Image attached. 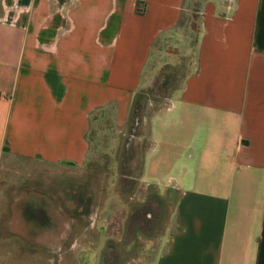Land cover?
Here are the masks:
<instances>
[{"label":"crops","instance_id":"crops-1","mask_svg":"<svg viewBox=\"0 0 264 264\" xmlns=\"http://www.w3.org/2000/svg\"><path fill=\"white\" fill-rule=\"evenodd\" d=\"M195 1L0 0V160L63 170L0 174L12 188L1 202L17 222L11 228L25 229L5 228L6 260L48 261L53 246L58 264L100 260L70 248L106 239L85 236L90 209L75 221L70 199L83 193L108 242L145 246L113 255V264H264V0H198L193 70L170 107L149 114L129 170L107 173L108 185L94 173L65 171L86 164L100 110H112L118 132L128 127L156 45L180 30ZM102 187H112L108 209L98 200ZM166 196L172 209L164 210ZM134 197L155 202L157 218L172 210L155 243L122 237Z\"/></svg>","mask_w":264,"mask_h":264},{"label":"rangeland","instance_id":"rangeland-1","mask_svg":"<svg viewBox=\"0 0 264 264\" xmlns=\"http://www.w3.org/2000/svg\"><path fill=\"white\" fill-rule=\"evenodd\" d=\"M197 2L198 0L190 5L191 12H188L189 14L185 20H182L183 22L181 24L180 30L171 36H163L156 45L154 50V60H151L146 72L150 77V83L140 89L136 95L134 106L130 113L128 127L122 128V130L118 132V128H116L114 121L112 120V110L108 108L100 110L92 122L90 137H94V142L91 144L86 164L84 165L83 169L79 170L70 168L65 171H82L90 174L94 173L97 175L98 179H100L101 185H108L109 182L112 184L114 181H107V173H118L129 170L131 166L130 163L132 155L140 151L141 144L139 142L141 141L139 136L141 131L144 132V130L147 128L146 126L148 124L149 114L152 111L167 107L171 103L170 99H172L175 90L181 85L183 77L193 70L197 55L196 39L198 36L199 20L197 14L192 10L198 9L200 7ZM143 143L146 145L148 142L145 139ZM140 166L141 165L138 162L133 165V168L136 170L135 172H139ZM56 171L63 170L59 167L38 162L23 161L21 159L11 158L9 156L4 160H0V174L5 175H22L25 173L34 172L51 173ZM8 181L9 180L5 181L3 180V177H0V187L1 189H5V196L0 197V264H17L18 262L16 261L6 260L8 258L3 254L5 248L9 247V244L7 245L4 241V238L8 237V235L4 234V231L9 227L11 229H7L9 232L18 230H22V232H24L25 230L21 227L20 229L11 228L13 223L15 224L17 222L12 219L13 214L6 211L7 206L1 203L10 200L7 195L9 194V190H12V188L3 186V184L8 183ZM122 182L123 181L120 180L117 181L118 185L120 186L119 188H123ZM18 183V181H15V184ZM101 190V196L98 200L102 205H106L103 206L104 208L108 209V207L113 203L112 196H110L112 195V187H102ZM16 193L22 196L25 195L24 192H19L18 190ZM28 193L29 192H27V194ZM82 194L83 193H74V196H72L71 199L69 198L70 202H76V205H70V209L74 208L75 212L79 214L78 218L80 220L75 221H77L78 224L83 223L85 219H81L80 217L82 216V213L85 215L90 209L92 213H89V229L86 230L85 236L106 239L103 243L98 242L97 244L91 245H81L79 242L73 244L70 248H74V251L78 249L77 251L81 254L94 251L97 256L99 253L102 255V258L97 262L93 261V263H91L82 257L78 263L113 264V261L111 260L113 259V255H118V258L122 259L124 258L125 253L129 255L132 253L136 255L140 254V248L145 246L138 243V241H133L132 243L126 244L125 239H122L120 242H113L111 239L112 242H108L109 230L104 229L103 227H96L98 210L95 208L97 206L94 208L92 206L90 207L91 202H87V198L83 197ZM117 200L120 201L118 196ZM135 200H137L138 203L134 204L135 207L132 210L134 215L132 218V225L128 224L127 228L124 230L125 234L122 235V237H134L137 239L138 237H143V239L149 238L151 239V243H155L156 237L160 235L161 229L163 230L161 227L162 224L165 223V221H169V215L172 213V210L168 215L164 214V217H161L160 215L159 218H157L155 214L157 205L155 202L148 201L142 197H134L133 201ZM173 204V197L171 196L169 198L166 196L164 199V210L167 207H171L172 209ZM9 217L10 219L8 221ZM102 217H108V211L105 213L102 212L101 218ZM113 231V233H116L118 229L113 228ZM155 245L156 244H149L146 246L148 249L155 251L157 249V246L155 247ZM110 247H112V249H110ZM52 248L53 251L51 250L50 252L52 255L54 254V256L50 257V260H37L36 263L58 264L56 253H58L59 250L57 249L55 251V246ZM43 250L44 247L39 245L38 252L41 255L40 257H44L45 255V251ZM120 263H123V261Z\"/></svg>","mask_w":264,"mask_h":264},{"label":"built area","instance_id":"built-area-1","mask_svg":"<svg viewBox=\"0 0 264 264\" xmlns=\"http://www.w3.org/2000/svg\"><path fill=\"white\" fill-rule=\"evenodd\" d=\"M171 103L167 106V107H170Z\"/></svg>","mask_w":264,"mask_h":264}]
</instances>
